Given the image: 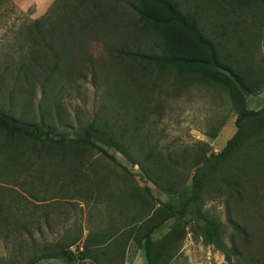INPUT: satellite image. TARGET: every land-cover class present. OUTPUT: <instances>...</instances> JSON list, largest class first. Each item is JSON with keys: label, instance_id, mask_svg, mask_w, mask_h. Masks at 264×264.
I'll list each match as a JSON object with an SVG mask.
<instances>
[{"label": "rangeland", "instance_id": "374dc122", "mask_svg": "<svg viewBox=\"0 0 264 264\" xmlns=\"http://www.w3.org/2000/svg\"><path fill=\"white\" fill-rule=\"evenodd\" d=\"M55 1L0 0V107L28 125L40 124L43 116V121L56 130L73 135L95 118L116 122L120 118L115 109L118 100L135 93L134 87L123 84L128 77L123 74V65L118 69L111 60L108 40L95 41L90 35L84 36L83 45L78 47L83 51L78 53L73 70L67 79L53 78L45 90L47 96L42 85L44 74L36 75L30 69L24 82L16 79L23 61L31 62L30 58L43 54L29 27L45 16ZM178 1L186 12L198 16L209 35L234 50L243 67L252 73L264 69V4L242 8L238 0ZM230 36L232 40L228 39ZM36 60V64H47L40 58ZM154 82L155 78L149 85ZM152 94L148 107L157 112L134 125L129 152L138 160L147 153V146L153 148V160L169 161V178H174L180 187H190L199 158L195 155L202 146L218 153L235 135V108L223 87L192 83L180 88L171 77L163 80ZM248 107H264V89L257 96H248ZM5 141L0 136V147ZM20 147L24 149L23 145ZM260 147L264 150V142ZM245 148L246 151L238 152L233 166L242 167V160L248 155ZM107 149L128 173L95 152L83 167L87 179H78L74 184L72 177L62 173H57L58 179L52 181L48 170L25 171L24 167L30 165L28 157L9 164L7 159L12 154L0 153V264H30L34 257L46 255L56 242L69 246L76 254L87 246L89 256L83 261L86 264L147 263L146 258L142 262L145 253L138 245V240L142 242L138 227L154 207L151 203L159 205L131 194L144 195L149 187L154 199L165 203L171 196L161 192L125 154ZM159 173L156 175H162ZM244 177V191L236 196H231L218 178L207 185L200 205L191 206L182 218L187 234L177 252H171L167 264H264V166L252 167ZM202 216L226 225L224 242L232 250L230 260L196 234L195 226L203 224ZM176 222L175 218L166 222L153 239L161 240ZM237 224L246 235L235 230ZM116 229L121 233L114 234ZM35 264L66 261L43 258Z\"/></svg>", "mask_w": 264, "mask_h": 264}, {"label": "trees", "instance_id": "16d2710c", "mask_svg": "<svg viewBox=\"0 0 264 264\" xmlns=\"http://www.w3.org/2000/svg\"><path fill=\"white\" fill-rule=\"evenodd\" d=\"M238 1L242 8L264 4V0ZM29 29L37 38V46L41 47L39 52L43 54L33 56L29 59L31 62L23 61L16 79L24 82L30 69L36 75L44 74L46 79L42 85L47 96L45 90L51 86L53 78L57 77L59 81L68 78L69 71L80 57L78 53L83 51L78 47L83 45L84 36L90 35L95 41L108 40L111 60L118 69L123 65V74L128 77L123 84L134 87L135 95L129 94L118 100L115 109H118L120 118L116 122L95 118L74 135L56 130L51 123L43 121V116L38 125L25 124L0 107V136L6 140L0 153L12 154L7 159L9 164L28 157L30 165L24 167L25 171L31 169L43 173L48 170L52 181L58 179L57 173H62L72 177L73 184L78 179H87L83 167L88 156L95 152L128 173L107 148L125 154L134 166L145 171L146 178L161 192L171 196V200L165 203L154 199L149 187L144 195L131 194L137 199L143 197L158 202V207L151 203L154 207L141 220L138 228L142 242L138 240V245L144 249L146 264H167L171 261V252H177L187 234L186 227L181 224L182 218L191 206L200 205L207 185L218 178L231 196H236L244 191L243 182H247L244 175L249 169L264 166V150L260 147L264 142V107L261 110L248 107V96H257L264 89V69L252 73L243 67L234 50L209 35L198 16L186 12L178 0H56L47 14L34 21ZM228 39L232 40L233 36ZM36 58L47 64H36ZM54 60L56 62L52 64ZM168 77L173 78V83L180 88L192 83L223 87L237 115V131L220 152H209L207 146H202L195 155L199 158L190 187H180L174 178H169V161L153 160V148L147 146V153L138 160L129 152L132 143L128 141L134 139L131 134L134 125L157 112L155 108L150 110L148 100ZM154 78L153 85H149ZM245 146L248 155L242 160V167L233 166L237 163L238 152L246 151ZM58 157L61 159L54 163ZM90 166L93 167L94 162ZM156 166L159 167L154 169ZM158 171L162 175H156ZM173 218L176 224L161 240L155 241L153 234ZM202 221V225L195 226L196 234L230 260L232 250L224 242L226 225L207 216H202ZM235 230L246 235L238 224ZM119 231L116 229L114 234ZM87 248L76 254L69 250V246L56 242L47 249L46 255L34 257L30 264L43 258L62 259L66 264H86L83 261L89 256Z\"/></svg>", "mask_w": 264, "mask_h": 264}, {"label": "crops", "instance_id": "0c3cea01", "mask_svg": "<svg viewBox=\"0 0 264 264\" xmlns=\"http://www.w3.org/2000/svg\"><path fill=\"white\" fill-rule=\"evenodd\" d=\"M145 261V256H144V259L142 258V262H144Z\"/></svg>", "mask_w": 264, "mask_h": 264}]
</instances>
